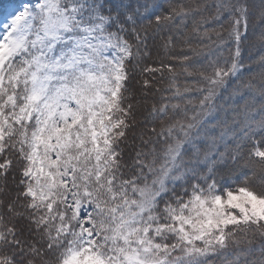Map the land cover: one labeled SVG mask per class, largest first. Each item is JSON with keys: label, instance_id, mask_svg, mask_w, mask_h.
Returning <instances> with one entry per match:
<instances>
[{"label": "snow or ice", "instance_id": "6c2138e0", "mask_svg": "<svg viewBox=\"0 0 264 264\" xmlns=\"http://www.w3.org/2000/svg\"><path fill=\"white\" fill-rule=\"evenodd\" d=\"M0 264H264V0L11 7Z\"/></svg>", "mask_w": 264, "mask_h": 264}, {"label": "rangeland", "instance_id": "374dc122", "mask_svg": "<svg viewBox=\"0 0 264 264\" xmlns=\"http://www.w3.org/2000/svg\"><path fill=\"white\" fill-rule=\"evenodd\" d=\"M20 0H0V21L4 20L7 11L14 6H17ZM252 52H255L253 49Z\"/></svg>", "mask_w": 264, "mask_h": 264}]
</instances>
